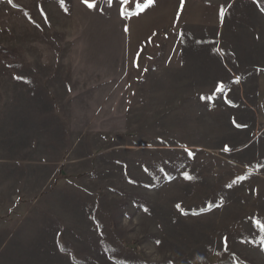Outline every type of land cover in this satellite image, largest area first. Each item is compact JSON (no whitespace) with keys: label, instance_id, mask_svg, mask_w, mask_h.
<instances>
[{"label":"rangeland","instance_id":"rangeland-1","mask_svg":"<svg viewBox=\"0 0 264 264\" xmlns=\"http://www.w3.org/2000/svg\"><path fill=\"white\" fill-rule=\"evenodd\" d=\"M123 3L0 0V264H264L256 0L179 64L131 60Z\"/></svg>","mask_w":264,"mask_h":264},{"label":"crops","instance_id":"crops-1","mask_svg":"<svg viewBox=\"0 0 264 264\" xmlns=\"http://www.w3.org/2000/svg\"><path fill=\"white\" fill-rule=\"evenodd\" d=\"M137 2L139 0H124L123 3V9H128V16L124 24V37L126 43L128 42V56L132 60V57L140 54V50L145 45L148 46V54L156 55L158 46L160 47L163 42L164 34L169 32L172 48L171 61L178 64L180 62V39L188 40V44L189 41H192L193 46L195 43H200L201 39L203 44L210 43L211 38H208L207 35L213 28L212 20H217L218 16L220 18L221 13L226 9L225 7L222 10L221 5H211L210 0H153L151 5H147V0H142L140 5ZM262 4L264 5V3ZM135 8L139 10L133 11ZM258 11L264 16L259 8ZM248 23L250 22L247 21L246 17L243 26ZM239 27L230 32L226 49H228L230 42L238 39L240 32H244V29L242 28L240 31ZM144 32L146 33L145 37ZM151 39L152 42L147 44L146 40ZM227 53L232 55L229 49Z\"/></svg>","mask_w":264,"mask_h":264},{"label":"trees","instance_id":"trees-1","mask_svg":"<svg viewBox=\"0 0 264 264\" xmlns=\"http://www.w3.org/2000/svg\"><path fill=\"white\" fill-rule=\"evenodd\" d=\"M256 4H257V6H258V8L264 13V5L259 1V0H256ZM6 49H4V47H2L1 45H0V52H2V53H6Z\"/></svg>","mask_w":264,"mask_h":264},{"label":"snow or ice","instance_id":"snow-or-ice-1","mask_svg":"<svg viewBox=\"0 0 264 264\" xmlns=\"http://www.w3.org/2000/svg\"><path fill=\"white\" fill-rule=\"evenodd\" d=\"M9 2H11V0H9ZM85 2H87V0H85ZM152 3H153V0H147V5H151ZM88 7L92 8V7H94V5L93 4H88ZM257 223H259V222H257Z\"/></svg>","mask_w":264,"mask_h":264},{"label":"water","instance_id":"water-1","mask_svg":"<svg viewBox=\"0 0 264 264\" xmlns=\"http://www.w3.org/2000/svg\"><path fill=\"white\" fill-rule=\"evenodd\" d=\"M263 109H264V101H263Z\"/></svg>","mask_w":264,"mask_h":264}]
</instances>
